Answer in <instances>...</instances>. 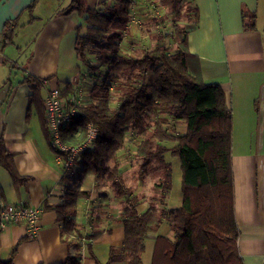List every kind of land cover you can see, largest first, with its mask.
Returning a JSON list of instances; mask_svg holds the SVG:
<instances>
[{
  "label": "crops",
  "instance_id": "0c3cea01",
  "mask_svg": "<svg viewBox=\"0 0 264 264\" xmlns=\"http://www.w3.org/2000/svg\"><path fill=\"white\" fill-rule=\"evenodd\" d=\"M107 1L90 0L87 7H100ZM191 1L198 9L197 22L192 15L181 21L187 31L188 50L198 56L203 79L218 82L232 115L238 251L243 264H264V0ZM30 3L33 6L28 10ZM79 6L83 7L77 0H0V147L12 153L16 170L26 178L15 184L0 165V203L43 208L35 235L28 234L21 221L0 227V258H7L18 243L12 264H64L67 256L75 253L79 264H96V259L104 263L109 247L123 241L122 211L133 196L139 199L137 213L152 204L167 210L181 202L182 195L174 194L171 185L167 191L160 186L162 175L154 161L144 170L142 159L128 149V131L116 154L121 189L113 187L112 181L87 174L78 183V189L89 196L76 203L74 233L65 237L56 211L44 209L45 205L60 204L74 180L64 181L65 157L54 151L43 131V100L52 87L62 93L67 82L72 91L82 85L84 69L74 43L86 13H80ZM242 9L253 13V28L243 27ZM11 19L17 22L12 25L11 42L5 44L3 26ZM28 76L41 80L39 107L24 81ZM179 122L184 132L185 122ZM158 233L173 236L165 218ZM155 234L149 233L145 240L142 264L150 263Z\"/></svg>",
  "mask_w": 264,
  "mask_h": 264
},
{
  "label": "trees",
  "instance_id": "16d2710c",
  "mask_svg": "<svg viewBox=\"0 0 264 264\" xmlns=\"http://www.w3.org/2000/svg\"><path fill=\"white\" fill-rule=\"evenodd\" d=\"M77 3L81 5L79 0ZM158 3L172 14L173 48L158 34V42L133 55L122 52L120 47L128 29L131 0H108L94 8L78 7L86 17L76 29V55L89 71L101 73L102 68L105 76L99 79L102 84L99 86L96 77L88 75L95 81L90 100L62 126L61 137L69 144L80 142L88 123L95 127L97 136L92 147L81 152L73 165L66 168L64 181L73 177L74 180L64 200L57 205H45L44 209L56 211L65 237L74 233L76 203L79 198L89 196L87 191L78 189V183L87 174L100 178L106 173L105 179L120 190L116 154L123 146L125 133L134 130L139 136L135 154L142 159L144 170L152 161L164 167L160 186L165 191L170 188L171 179L164 153L170 151L180 157L181 202L167 210H159L152 204L137 213L135 205L139 199L133 196L122 211V243L110 246L107 260L100 263L96 259V264L119 260L142 264L149 233H156L149 264H243L234 215L231 110L218 82L203 79L198 56L188 50L187 31L181 21L192 15L197 22L196 6L191 0H158ZM32 6L30 3L26 9ZM241 17L245 29L254 27L253 13L242 9ZM16 22V19L5 21L2 32L5 44L11 42L12 25ZM88 53H95V63L88 59ZM81 76L85 78L84 72ZM24 81L32 88L31 100L41 106V80L28 76ZM111 82L118 94L114 106L109 103ZM71 91L67 82L62 94ZM169 118L184 121L185 131H171L167 126ZM43 131L54 151L65 157L51 144L46 122ZM0 165L8 171L13 183L26 180L16 170L12 153L1 147ZM164 218L173 232L172 238L158 233ZM17 246L18 243L13 245L7 258H0V264H12ZM64 264H79V255H68Z\"/></svg>",
  "mask_w": 264,
  "mask_h": 264
},
{
  "label": "rangeland",
  "instance_id": "374dc122",
  "mask_svg": "<svg viewBox=\"0 0 264 264\" xmlns=\"http://www.w3.org/2000/svg\"><path fill=\"white\" fill-rule=\"evenodd\" d=\"M92 2V1H91ZM90 0L80 1L81 5L87 7L88 4H91ZM131 6L129 9V22L128 29L123 34V39L120 42V47L122 52H130L134 54L135 51H140L142 47L147 45H154L159 41L158 34L163 36V42L165 41L167 45L172 49V14L166 11L165 7L161 6L158 3V0H131ZM101 7V6H100ZM165 18H162L164 17ZM83 31V29H82ZM6 46V45H5ZM96 58L95 53H88V59L92 62ZM95 63V62H94ZM82 68L84 69L85 78H83L82 85H79L76 89L79 93L81 101L84 105L90 100V92L93 83L100 84L99 79H102L105 76L104 70L101 68V73L97 71H89L87 66L80 62ZM93 74L96 77L94 81L93 78H88V75ZM113 82L109 85V103L111 106L117 104V92L115 91ZM74 91V90H73ZM71 92V94L73 93ZM116 98V99H115ZM83 105V106H84ZM167 126L171 131L175 130L176 132L182 131V125L179 120L169 118L167 121ZM184 123V122H183ZM184 127L185 124H184ZM131 133L126 135V146L128 149L135 150L136 143L139 140V136L135 133L134 130H129ZM136 138L135 141L131 142L133 138ZM166 144V142H165ZM165 161H169L170 167V179H171V189L174 194L181 196V167H180V157L177 154H174L170 151H166L164 154ZM154 168L157 169V173L164 175V167H160L157 161H154ZM106 173L103 174L100 178H105ZM107 180V179H106ZM111 181V180H108Z\"/></svg>",
  "mask_w": 264,
  "mask_h": 264
},
{
  "label": "built area",
  "instance_id": "2783aa9c",
  "mask_svg": "<svg viewBox=\"0 0 264 264\" xmlns=\"http://www.w3.org/2000/svg\"><path fill=\"white\" fill-rule=\"evenodd\" d=\"M2 59L3 54L0 46V63ZM78 93L77 90H74L72 94L65 96L58 87H52L47 90L43 100L49 140L58 151L65 153L66 167H71L81 152L92 147L97 136L95 127L91 123H88L86 125L85 136L80 142L69 144L64 142L61 137L62 126L72 116L76 115L80 107L84 105ZM42 210L43 208L37 205L0 203V227L21 221L26 225L28 234L35 235L39 227Z\"/></svg>",
  "mask_w": 264,
  "mask_h": 264
}]
</instances>
